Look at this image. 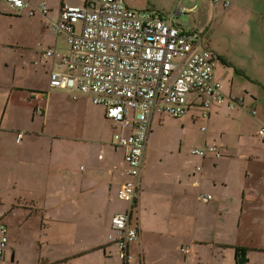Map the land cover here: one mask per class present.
<instances>
[{
  "label": "crops",
  "instance_id": "1",
  "mask_svg": "<svg viewBox=\"0 0 264 264\" xmlns=\"http://www.w3.org/2000/svg\"><path fill=\"white\" fill-rule=\"evenodd\" d=\"M121 1L131 10L165 18L178 0ZM4 2L6 7L0 0V211L10 232L0 263L264 264V139L258 136L264 126V0H235L228 10L205 0H181L190 10L183 16L196 20L211 8L215 35L191 28L181 16L176 22L185 33L204 37L202 47L218 60L215 78L225 100L212 105L208 118L203 98L195 93L182 118L153 116L140 211L132 214L140 239L127 251L130 260L109 236L116 235L115 215L131 209L118 198L128 164L113 137L131 131L107 119L105 109L88 95L75 100L51 89L58 61L43 53L49 48L67 53V36L52 37L48 17L31 16ZM41 2L55 19L66 5L85 6V0H32ZM80 29L78 24L77 34ZM34 94L44 99L36 100ZM231 102L234 109H229ZM19 132L24 133L20 145ZM84 144L103 146L94 152L99 166L60 169L62 153ZM210 145L218 146L221 155L191 154ZM202 194L214 200L202 203ZM184 247L191 248L190 254H182ZM90 255L95 256L86 259Z\"/></svg>",
  "mask_w": 264,
  "mask_h": 264
},
{
  "label": "built area",
  "instance_id": "2",
  "mask_svg": "<svg viewBox=\"0 0 264 264\" xmlns=\"http://www.w3.org/2000/svg\"><path fill=\"white\" fill-rule=\"evenodd\" d=\"M205 1L226 10L235 4V0ZM7 3L31 16L50 15L45 2ZM189 12L181 0L165 18L131 10L121 0H89L87 6L66 5L51 20L52 33L56 37L67 36L70 45L67 53L55 48L43 53L44 58L58 61L49 79L51 89L89 94L94 105L105 109L108 119L131 131L127 136L114 137L115 144L125 150L128 164L127 180L121 185L118 198L131 205L129 212L115 215L112 226L116 235L109 236L122 251L140 239V227L132 224V210L140 199L153 116L162 113L173 119L182 118L188 112V97L193 93L205 99L204 118L214 103L225 100L222 85L215 78L218 60L202 47L204 37L185 33L176 22L178 16ZM33 96L36 100L44 99L43 95ZM234 107V102L229 105V109ZM259 136L264 139V127ZM23 138L24 133L19 132L16 142L20 144ZM209 152L218 155L214 146L193 149L191 154L204 158ZM199 199L208 204L214 197L207 194ZM4 220L5 213L0 211V257L8 243ZM181 252L190 253L189 249ZM128 256L127 253V259Z\"/></svg>",
  "mask_w": 264,
  "mask_h": 264
},
{
  "label": "rangeland",
  "instance_id": "3",
  "mask_svg": "<svg viewBox=\"0 0 264 264\" xmlns=\"http://www.w3.org/2000/svg\"><path fill=\"white\" fill-rule=\"evenodd\" d=\"M3 5H4V7H6V4H5V2H4V0H3ZM185 7V6H184ZM188 8V7H187ZM195 8V7H194ZM207 10H208V12H206L205 13V18H203L202 20H196L198 17H194V16H183V15H181V17L180 16H178V17H180V20L183 22V21H185V20H187L188 22H189V24H191V28L193 27V28H195V27H197V28H199V30L201 31V32H209V33H211V31L213 30V33H214V35H215V30L216 29H213V25H214V17L212 16V13H211V8L210 7H207L206 8ZM173 12V9H172V11L169 13V14H167V15H170L171 13ZM197 13V12H196ZM166 15V16H167ZM55 17H56V15H53L52 17H48V19L49 20H53V19H55ZM177 17V18H178ZM176 18V19H177ZM33 21H35V20H33ZM45 20H43V23L45 24ZM199 23V24H198ZM211 24V27H208L207 29H206V26H207V24ZM198 24V25H197ZM48 32H49V34L52 36V37H56L53 33H52V28L50 27H48ZM237 30H239L238 29V23H237ZM190 32H192V33H194V31H190ZM195 33H198V32H195ZM200 34H203V33H200ZM233 70H235L234 68H233ZM58 90H62V91H66V92H68V93H70V94H72V96H73V99H75V95H77V99H78V96L80 95V94H82V93H75V92H72V91H69V90H67V89H58ZM85 95H88L90 98H91V96L89 95V94H85ZM77 99H75V100H77ZM188 99H189V101H193L194 99H195V96H190V97H188ZM91 100H92V98H91ZM100 107H102V106H100ZM103 108V107H102ZM243 110H245V109H243ZM208 118V117H207ZM59 120H60V123H59V127H62V125H61V121H63V118H62V116L60 115V117H59ZM100 147H103L101 144H95V145H93V144H90V145H86V144H84V147H82V148H78V147H75V146H70L69 147V149L66 151V152H64V153H62V159H61V161L59 162V164H58V166H59V168L60 169H62V170H65V169H70V167L72 166V167H77L76 169H79V167L81 166V164H84V165H88V164H90V166H99V161H95V157H94V152H95V149H101ZM192 151V150H191ZM77 174H78V176H82L83 175V173H81L79 170H77ZM124 203V204H123ZM122 204H123V206L125 207V208H129V206H131L130 205V203L129 202H123ZM7 208V207H6ZM11 209H12V207H11ZM17 210H24V209H17ZM67 229H68V226L66 227ZM65 228V229H66ZM65 235H63V237H64ZM9 237V236H8ZM58 238H61V235L60 236H58ZM183 249H186V250H188L189 249V251L191 252V248L190 247H184ZM6 250V249H5ZM190 254V253H189ZM95 255H90L89 257H87L86 259H91V258H93ZM119 256L120 255H118V256H116V259H119ZM120 259H121V256H120ZM128 260V259H127ZM0 264H3V263H0ZM6 264V263H5ZM10 264V263H9ZM75 264H84V262H75Z\"/></svg>",
  "mask_w": 264,
  "mask_h": 264
},
{
  "label": "trees",
  "instance_id": "4",
  "mask_svg": "<svg viewBox=\"0 0 264 264\" xmlns=\"http://www.w3.org/2000/svg\"><path fill=\"white\" fill-rule=\"evenodd\" d=\"M199 95V94H198ZM201 96V95H200ZM201 98H203L202 96H201ZM231 100H233L232 98H230ZM204 98H203V105H204ZM237 101H238V103H239V106H240V104H241V101H243V98H238L237 99ZM231 103H233V102H231ZM230 103V104H231ZM219 104V103H218ZM229 104V105H230ZM235 105H236V103H235ZM242 105H243V103H242ZM96 106V105H95ZM243 107H244V105H243ZM202 108H203V106H202ZM212 108V107H211ZM210 108V109H211ZM235 108V107H234ZM244 109V108H243ZM210 111V110H209ZM209 111H208V116H209ZM254 111H256V110H254ZM254 111H253V115H256L257 114V111H256V114H254ZM203 116H204V108H203ZM171 118V117H170ZM108 119V118H107ZM173 119V118H172ZM110 120V119H109ZM118 125V124H117ZM120 126V125H119ZM264 127V126H263ZM262 128V127H261ZM260 128V129H261ZM121 129H126V128H121ZM259 129V130H260ZM130 130V129H129ZM118 134H121V133H116L115 135H118ZM115 135H114V137H115ZM123 135V134H122ZM258 136H259V131H258ZM114 137H113V144L114 145H116L115 144V142H114ZM260 137V136H259ZM261 138V137H260ZM24 139V138H23ZM16 141H17V137H16ZM23 141V140H22ZM22 143V142H21ZM20 143V144H21ZM18 144V143H17ZM19 144V145H20ZM117 146V145H116ZM211 146H214V145H210V146H208V147H205V148H209V147H211ZM118 147V146H117ZM215 148H216V151H217V154L218 155H221V153H222V151L219 149V147L218 146H214ZM120 148V147H119ZM197 149H204V148H197ZM208 154H211V155H215V154H213V153H208ZM207 154V155H208ZM206 155V156H207ZM142 186V185H141ZM140 193H141V189H140ZM202 195H207V194H202ZM211 195V194H210ZM201 196V195H200ZM213 196V195H212ZM14 208V207H13ZM139 211H140V206H139V203L137 204L136 203V205L134 206V208H133V210H132V214H133V212H137V213H139ZM3 223L6 225V223L3 221ZM132 224H133V222H132ZM7 226V228H8V236H9V232H10V229H9V226L8 225H6ZM134 226H136V225H134ZM8 242H9V237H8ZM8 244V243H7ZM134 244V243H133ZM132 244H130L129 245V247L131 246ZM129 247L128 248H126L124 251H122L123 253H125V254H127L128 252V249H129ZM245 254V253H244ZM131 258L130 259H132V256L131 255H129ZM129 256H128V260H130L129 259ZM2 257V256H1ZM67 262H58V263H49V262H42L41 264H66Z\"/></svg>",
  "mask_w": 264,
  "mask_h": 264
},
{
  "label": "bare ground",
  "instance_id": "5",
  "mask_svg": "<svg viewBox=\"0 0 264 264\" xmlns=\"http://www.w3.org/2000/svg\"><path fill=\"white\" fill-rule=\"evenodd\" d=\"M88 2H89V0H85V6H87ZM239 107H240L241 110L243 109V105L242 104H240Z\"/></svg>",
  "mask_w": 264,
  "mask_h": 264
},
{
  "label": "water",
  "instance_id": "6",
  "mask_svg": "<svg viewBox=\"0 0 264 264\" xmlns=\"http://www.w3.org/2000/svg\"><path fill=\"white\" fill-rule=\"evenodd\" d=\"M243 103V101H241V104ZM244 108V107H243Z\"/></svg>",
  "mask_w": 264,
  "mask_h": 264
}]
</instances>
